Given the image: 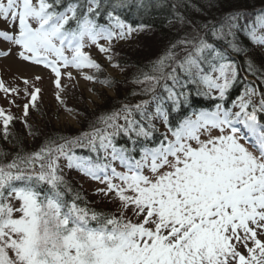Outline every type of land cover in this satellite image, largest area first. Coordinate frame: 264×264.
I'll list each match as a JSON object with an SVG mask.
<instances>
[{"label": "snow or ice", "instance_id": "obj_1", "mask_svg": "<svg viewBox=\"0 0 264 264\" xmlns=\"http://www.w3.org/2000/svg\"><path fill=\"white\" fill-rule=\"evenodd\" d=\"M131 2L0 0V58L50 69L56 100L88 124L11 159L0 149V264H264V9L247 19L230 7L219 26L196 25V35L170 43L132 77L140 89L131 95L146 99L91 118L67 108L64 78L76 79L69 69L109 89L115 83L83 71L103 70L87 49L120 68L113 41L153 32L149 22L133 26L122 18ZM41 79H0V94L10 107L25 98L26 118L37 107ZM238 80L244 88L226 106ZM189 85L218 102L173 126L171 115L190 106ZM10 107H0L5 140L16 119ZM61 160L96 181L93 194L115 210L90 207L66 180Z\"/></svg>", "mask_w": 264, "mask_h": 264}, {"label": "trees", "instance_id": "obj_2", "mask_svg": "<svg viewBox=\"0 0 264 264\" xmlns=\"http://www.w3.org/2000/svg\"><path fill=\"white\" fill-rule=\"evenodd\" d=\"M175 5V7H174ZM240 8L246 15L247 19H251L255 13L264 9V0H145V7L137 8L136 0H132L129 7L121 10L122 18L126 19L133 17V26L141 22H149L153 26V31L156 33L153 44L147 46L142 53V47L133 46L130 51V55L121 60L120 64L124 65L123 77L119 80V83H114L111 88L115 97L108 98L104 96L100 104H95L92 109L84 106L82 113H85L89 118L93 114L99 115L105 111H111L117 109L123 103H134L144 96H133V91L138 92L140 86L131 82L132 77L140 69H143L146 64L151 60L159 57L164 53V50L170 43L176 42L185 36H194L197 34L196 25H203L204 23L216 24L219 26L221 23L226 9ZM183 19H180V18ZM128 21V19H126ZM241 24L246 23L245 19L240 21ZM211 39V37L209 36ZM237 39L242 44H247L248 40L243 31L237 32ZM220 47H226L225 45H219ZM147 54V56H146ZM235 58V57H233ZM127 61V63H125ZM237 63L240 60L237 58ZM146 70V69H145ZM241 76H243V69H241ZM251 80L252 77H249ZM116 82V81H114ZM126 85V86H125ZM193 95L190 98V106L182 109L178 113H173L170 117L173 126L176 125L177 119L182 118L186 114L194 113L199 110H213L215 103L218 101L207 99L204 97L196 96L195 85H189ZM244 88L242 80H238L230 92L226 100V106L231 104V101L236 99ZM215 95V93H214ZM82 122L78 123L79 129L77 132H83L87 130V120L83 116H80ZM42 123V124H41ZM160 130H164L162 124H158ZM58 127H54V123L47 122V118L43 117L38 123L25 132L22 125L14 123L9 126L8 139H4L3 132L0 135V149L8 153V159H11L16 153H28L39 150V148L45 143L47 138L60 136L70 137L75 136L76 131L73 129L68 134L57 130ZM31 131V135L29 132ZM118 143H125L123 139L117 141ZM80 192V191H79ZM81 196L82 193L80 192ZM85 198V197H84ZM85 200L89 202L86 198ZM89 206L97 211H110L108 209H101L93 207L90 203Z\"/></svg>", "mask_w": 264, "mask_h": 264}, {"label": "rangeland", "instance_id": "obj_3", "mask_svg": "<svg viewBox=\"0 0 264 264\" xmlns=\"http://www.w3.org/2000/svg\"><path fill=\"white\" fill-rule=\"evenodd\" d=\"M150 36H145L143 34L135 35L131 37L132 39L129 42H127V40H123L122 42L113 43V63H118V60L120 58L128 57L127 55H130L129 53L132 50L131 48L133 46L142 47V50L140 52L142 53V51L147 46L153 44L155 36L148 39L147 37ZM100 43H104V41H101ZM87 50L90 51L93 58L102 65L103 71H106L108 74H110V77L115 78L117 80L115 83H119V80L123 77L120 68H113L104 58L103 54L99 53L98 50L95 49V47ZM19 64L21 65L20 67ZM69 71L73 72V75L76 76V79L69 81L66 77L64 78V83L67 84V87L61 93V95L64 98V104L67 106V108L82 112L84 106H88L89 109H91L95 103L99 104L101 99H98L96 95L90 93L89 89H94L95 93H100L103 97H115L113 91H111L110 89L103 90V88L99 87L94 82L84 80L76 72L75 69H69ZM83 71L89 75H95L99 73L92 69H84ZM17 75H23L28 77L29 79L33 78L35 75H39L42 77L40 81L36 82L37 87H40L42 91L39 94L40 99L36 101L37 107L30 109V117L28 116V122L30 124H32L35 119H40L41 117H43V115H45V117L47 118V122L55 123L54 127H58L57 130L68 134L71 130L74 129L76 131V134H79V132H77V130L79 129L77 124L82 121L80 117L73 119V116L65 110V107L56 100L55 93L57 89L52 83L54 74L51 73L50 69H46L42 65H33L28 62H22L18 60L15 55L9 56L6 59L0 58V79H4L11 85L13 83V77ZM15 84L19 85L21 89L23 88V84L20 80H16ZM22 96L23 93L21 92V97ZM25 102V98H17L16 103L19 104L20 107H10L7 101L3 98V94H0V107H4L6 110L10 107V111L17 117L23 116V104ZM61 162L62 160L60 161V163ZM76 181L81 185L92 205L107 208L110 211L115 210V205L102 201L100 197L93 194L95 188L100 186L96 181L91 182L90 180H83L79 176L76 177Z\"/></svg>", "mask_w": 264, "mask_h": 264}, {"label": "bare ground", "instance_id": "obj_4", "mask_svg": "<svg viewBox=\"0 0 264 264\" xmlns=\"http://www.w3.org/2000/svg\"><path fill=\"white\" fill-rule=\"evenodd\" d=\"M21 65L19 64V67H20Z\"/></svg>", "mask_w": 264, "mask_h": 264}]
</instances>
